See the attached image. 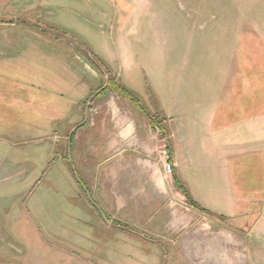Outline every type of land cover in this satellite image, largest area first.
<instances>
[{
	"label": "rangeland",
	"instance_id": "rangeland-1",
	"mask_svg": "<svg viewBox=\"0 0 264 264\" xmlns=\"http://www.w3.org/2000/svg\"><path fill=\"white\" fill-rule=\"evenodd\" d=\"M215 2L223 4L220 11L225 10V28L230 23L234 25V5L242 20L252 17L264 22V0H210V5ZM155 9L160 10L162 20L156 27L151 22V29L143 27L142 23L153 19ZM210 14L216 17V13ZM170 15L177 21L170 22ZM186 18L173 0H0V264H140L135 252L126 257L114 249L111 259H101L104 254L100 249L88 248L98 242V231L90 219L95 208L90 198L111 181L113 189H108L115 192V198L128 201L119 188L124 168H128L135 192L129 195V201L142 212L154 195L146 178L138 185L140 168L162 166L163 180L168 184L164 194L168 205L170 201L177 203L169 205L168 210L176 215L177 231L186 229L192 210L183 198L173 196L175 166L169 161L168 146L181 154L179 164L184 168L189 160L185 148L193 142L196 129L202 134L198 127L205 125L200 117H206L212 108L209 106L218 104L205 87L209 85L212 90L221 84L218 69L226 67L230 58L228 53L222 55L216 66L213 56L192 60V55L191 61L185 63L184 54L192 45L196 47V39L202 38V27L206 32L220 21L218 16L208 20L209 13L204 11L196 18L200 28L195 27L194 19L191 29ZM85 30L92 32L87 38L92 44L85 40ZM142 32H146L143 37ZM120 34L124 36L123 43L118 39ZM19 39L23 43L16 45ZM45 47L56 50L57 61L48 60ZM24 49L28 50L19 55L21 58L13 59ZM31 53L35 61L22 59ZM192 62L199 71L206 70L207 76L201 72L191 74ZM114 81L128 88L150 114L157 111L160 119H167V141L139 108L114 90L109 84ZM104 87L107 89L96 96ZM109 106L116 110V118ZM192 112L198 119L190 118ZM122 117L139 122L137 126L144 135L139 141L134 133L131 143L116 142L118 132L113 119ZM223 120L214 119L212 127L227 138L240 119ZM109 144L112 146L107 150ZM202 150L208 159L204 145ZM194 152L190 149V154ZM255 160L253 156L240 158L241 171L232 173L235 180L238 175L246 183L253 181L242 187L243 196L235 212L234 218L242 226H248L253 213L264 212V194L260 193L264 186ZM167 161L172 164L171 173L164 168ZM192 161L196 165L198 157L193 155ZM204 169L209 173L210 169ZM100 170L102 177H97ZM111 170L112 178L106 176ZM178 178L188 184V189L197 191L194 187L199 182L198 169L186 173L187 183L180 175ZM96 182L103 188L95 187ZM212 186L209 193L204 190L209 199L204 206L225 214L223 202L218 201L219 185ZM256 200L258 203H254ZM172 221L175 222L168 221L166 229ZM96 254L101 255L100 259ZM159 258L161 264L168 263L167 254L156 252V263Z\"/></svg>",
	"mask_w": 264,
	"mask_h": 264
},
{
	"label": "crops",
	"instance_id": "crops-1",
	"mask_svg": "<svg viewBox=\"0 0 264 264\" xmlns=\"http://www.w3.org/2000/svg\"><path fill=\"white\" fill-rule=\"evenodd\" d=\"M173 1L178 4L179 10L185 13L186 19L191 24V29L194 28V22H196L195 27L200 28L198 26L200 20L196 18L201 17L204 11L209 13L208 20L210 18L212 21L216 20L217 16L220 19L219 22H216L217 25L213 27L214 29L212 28L213 30L205 32V28L202 27V38L196 39V47L192 45L184 54L183 61L185 63L191 61L190 57L192 55L195 56L192 60L213 56L216 60V66H219L222 55L225 57L228 53L230 57L227 59L226 67L218 69L222 76L221 84L215 85L218 89L209 90V85H207L208 89L205 87L206 91L213 93L212 98L218 104L209 106L212 108L208 109L206 117H200L204 119L205 125L202 128L198 127L199 131L202 130V134H199L196 129L191 138L193 142L185 148L189 160H186L184 168L179 164L182 161V159L180 160L181 154L176 152L175 147L173 150L176 153L173 152L171 162L173 167L175 166L174 172L176 175H180L185 183H187L185 180L186 173L198 169L199 182L194 187L197 190L196 192H193L190 188L188 189V184L184 185L182 183L188 189L192 200L198 204V207L191 206L173 182L175 191L173 196L183 198L192 210V217L186 219V229L179 233L177 231L176 215L168 210L169 205L171 207L177 203L172 202V204L170 201L168 205L167 197L164 195L168 192V184L163 180L162 166L150 164L143 165L140 168V175L138 176L141 181H138V185L143 184L142 180L146 178L150 184L149 188L153 189L154 199L146 205L144 211L139 212L140 209L137 211V208H133V201H129L131 199L129 195L135 194V192L131 189L132 182L129 179L130 175L127 174L128 168H124L122 169L119 188L123 189L122 191L128 197V201L123 197L115 198V192L108 189L112 188L111 181H106L109 186H106L105 189H99L97 195H93V199L90 198L89 202L95 206L94 214L90 215V219L94 220L93 224L98 231L96 234L98 242H92L88 245V248L91 251L100 249L101 254H104L101 259L105 256L107 259H111L114 249H119L126 257L127 254L135 252L140 264H161L160 258L157 263L153 259L156 252L167 254V264H264V212L253 213L249 218L248 226H242L234 218L237 204L241 202L240 197L243 196L242 187L246 186L248 182L253 184V181H247L246 183L244 178L238 175L235 180L234 175H232V173L241 171L238 163L240 158L253 156L256 159L255 164L257 162L259 164L257 174L260 182H262L261 185L264 186V22L259 23L255 19L254 21L252 17L251 19L249 17L242 20V15L238 11L239 8L234 5L232 20L234 25L230 23V26L225 28L222 26L225 22V10L220 11V7L223 5H219L220 2L210 5V0H183L185 4L182 3V0ZM90 10H92L91 7ZM210 12L216 13V17L213 14L211 15ZM159 13L160 10L155 9L153 19L147 20L150 24L145 21L142 23L143 27L151 29V22L154 23V27L158 26L157 23L162 20V18H159ZM238 17H241V20L235 21V18ZM174 19L175 16L171 17L170 15V22L177 21V19ZM185 28L187 29L188 25ZM222 30H226L225 33ZM90 33L92 32L89 30H85L84 33L86 35L84 38L88 43H91L87 40ZM190 33L188 34L191 35ZM207 34H213V36L208 37ZM141 35L142 37L145 36L146 32H142ZM123 37L120 34L118 38L122 43L124 41ZM92 38L93 35L90 39ZM19 40L15 42L16 45L23 43L22 39ZM40 48L36 49L37 52L40 51ZM26 50L16 53L13 59L21 58L19 55L24 54ZM45 50L48 53V60L54 59L53 61H57L58 54L55 53V49L53 51L45 47ZM51 53H53V56L50 55ZM29 55L31 56L28 57L27 55L26 58L22 59L28 58L31 62L35 61V55L32 53ZM190 65L193 68L190 69L191 74L201 72V75L207 76L206 70L199 71L193 62ZM197 90L199 91V89ZM109 108L113 118H116V110L110 106ZM190 114L191 119H198V117H195V112ZM214 119L240 120L239 123H234L232 136L226 138L219 136L214 131L215 128L213 130L212 123ZM128 120L123 117L113 119L115 129L118 132L116 133V142L123 141L129 144L134 133L138 141L140 137L144 136L137 126L139 122L136 118L131 122ZM223 122L225 121L223 120ZM221 129L222 125L220 126ZM225 132L226 129L223 130V133ZM151 133L153 132L151 131ZM153 136L157 141H162L159 135L153 134ZM203 145L208 150L209 158H206V160L204 158L205 151L202 150ZM110 146L112 144H109L107 150L110 149ZM190 149L195 150V152L190 154ZM191 155L192 158L193 155L198 157L196 165L192 161ZM203 167L210 169L209 173ZM100 171L101 173L97 177H102V170ZM106 176L112 178V170L111 174ZM207 181L209 183L206 184ZM211 184L219 185V187H216L219 193L218 201L223 202V211H227L224 212L225 214L212 211L204 206L209 202L204 190L207 193H209V187L213 190ZM95 185V187L103 188L98 182ZM260 193L264 194V188ZM258 201L256 200L254 203H258ZM225 218L229 224L224 220ZM172 219L175 222L170 223L168 230L165 225ZM99 256L97 255L98 259H100Z\"/></svg>",
	"mask_w": 264,
	"mask_h": 264
},
{
	"label": "trees",
	"instance_id": "trees-1",
	"mask_svg": "<svg viewBox=\"0 0 264 264\" xmlns=\"http://www.w3.org/2000/svg\"><path fill=\"white\" fill-rule=\"evenodd\" d=\"M91 60V58H89ZM113 86L114 90L121 95L125 100L131 102L134 106L139 108L143 115L145 116L146 119H148L149 123L154 129L159 130L160 134L162 135V138L167 141V131L164 127V123L167 121V119L161 118L160 119V113L156 111L154 114H150L145 107L141 104L139 99L125 86L119 84L118 81H114L113 83H109ZM107 87L102 88L100 91H97L98 95L102 94ZM157 106V105H156ZM168 155H169V161L172 162V157H173V151L171 146H168ZM173 180L175 186L181 190L185 198L188 200V202L191 204V206L198 207V204L192 200V197L190 196V193L188 189L181 183L179 180L178 176L176 174L173 175ZM211 215L215 216V214Z\"/></svg>",
	"mask_w": 264,
	"mask_h": 264
},
{
	"label": "built area",
	"instance_id": "built-area-1",
	"mask_svg": "<svg viewBox=\"0 0 264 264\" xmlns=\"http://www.w3.org/2000/svg\"><path fill=\"white\" fill-rule=\"evenodd\" d=\"M171 167H172V164L170 162H168V161L165 162V167L164 168L166 169L167 172L171 173V171H172Z\"/></svg>",
	"mask_w": 264,
	"mask_h": 264
}]
</instances>
